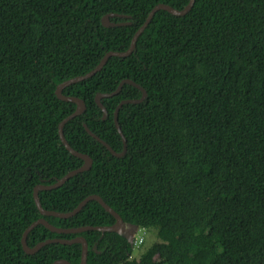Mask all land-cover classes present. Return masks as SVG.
Wrapping results in <instances>:
<instances>
[{"label": "trees", "instance_id": "1", "mask_svg": "<svg viewBox=\"0 0 264 264\" xmlns=\"http://www.w3.org/2000/svg\"><path fill=\"white\" fill-rule=\"evenodd\" d=\"M190 0H0V264H80L82 245L49 244L35 255L25 230L45 218L63 229L113 226L89 202L69 219L44 217L34 188L54 184L83 160L63 145L59 125L76 110L57 87L83 76L110 51L130 48L159 4L184 9ZM117 13L130 19L104 16ZM116 157L87 128L122 153ZM86 104L64 135L93 160L89 171L39 193L44 209L67 213L100 196L124 226L151 229L159 242L139 259L121 233L57 234L43 225L30 247L49 239L88 243L87 264H264V0H195L182 17L161 10L135 52L112 57L94 77L64 89ZM179 118L172 119L171 97ZM144 240L142 239V244ZM140 244H137L138 246Z\"/></svg>", "mask_w": 264, "mask_h": 264}, {"label": "water", "instance_id": "2", "mask_svg": "<svg viewBox=\"0 0 264 264\" xmlns=\"http://www.w3.org/2000/svg\"><path fill=\"white\" fill-rule=\"evenodd\" d=\"M195 3V0H190V2L188 3V5L182 9V10H177L174 9L173 7L166 5V4H159L156 7H154L151 12L149 13L146 21L144 22V24L140 27V29L136 32V34L134 35L132 42H131V46L128 50L123 51V52H118V51H110L108 53L105 54V56L103 57V59L101 60V62L96 66L95 69H93L92 71H90L89 73L83 75V76H78L75 78H72L70 80H67L65 82H63L62 84H60L57 89H56V95L57 97L65 102H71L76 104V110L75 112H73L71 115H69L68 117H66L65 119H63V121L60 123L59 125V135H60V139L61 142L63 143V145L65 146V148L75 157L83 160L84 164L76 169L73 170L71 172H69L67 175H65L63 178L58 179L54 184H50V185H38L34 188V200L36 203V206L38 207L40 213L44 216V217H57V218H61V219H69L74 217L75 215H77L79 212H81L83 210V208L91 201H96L98 202L108 213H110L116 220V223L113 226H85V227H81V228H73V229H63V228H58L55 227L54 225L50 224L45 218H41L37 221H35L34 223H32L24 232L23 237H22V247L23 250L25 251L26 254L28 255H35L39 250H41L43 247L49 245V244H63V245H73V244H81L82 245V256H81V263L80 264H87V257H88V243L86 241V239L82 236H78L72 240H67V239H49L47 241L41 242L39 244H37L34 247H30L27 243V238L28 235L30 234V232L35 229L37 226L39 225H43L44 227H46L47 229H49L51 232L53 233H57V234H82L84 232H88V231H98L102 234L105 233H121V230L126 227L124 226V222L122 217L115 211L113 210L108 204H106L104 202V200L98 196V195H91L88 196L86 199H84L74 210L67 212V213H60V212H56V211H49L43 208V206L41 205L40 202V197H39V193L41 191H51L54 189H58L61 186H63L66 182H68L71 178H73L74 176L81 174L83 172L89 171L92 166H93V160L90 156L85 155L83 153H80L78 151H76L75 149H73L70 144L68 143V141L65 138L64 135V128L66 126V124L70 121H72L73 119L83 115L86 111V104L83 100H81L78 97H74V96H67L63 93L64 89L75 84V83H79L85 80H88L92 77H94L97 73H99L100 71H102V69L105 67V65L108 63L109 59L112 57H119V58H126L131 56L137 47V42L139 37L145 32V30L147 29V27L150 25V23L152 22L154 16L156 15V13L158 11L164 10L167 11L175 16H185L187 15L191 9L193 8ZM112 18H124V19H130L131 16L128 15H122V14H117V13H111L108 14L106 16L103 17L102 19V24L105 27H117V26H123V25H130L131 23H114L112 22ZM125 84H129V85H133L136 88H138L141 92H142V97L140 99L137 100H125L123 102H121L116 111H115V115H114V120H115V125L117 127V130L119 131V134L121 135L122 139H123V144H124V150L122 153H118L116 151H114L105 141H103L102 139H100L97 135H95L94 133H92L87 126L85 125V129L86 131L97 141H99L100 143H102L110 152L112 155L116 156V157H123L126 152H127V140L124 136V134L122 133V130L119 126L118 123V114L120 109L122 108L123 105L125 104H139L142 103L146 98H147V93L145 91V89H143L140 85L136 84L135 82H133L132 80H124L120 83L119 87L116 89V91L112 92V93H106V94H98L96 96V102L98 104V106L100 107V109L103 111L104 113V119H106L108 112L106 110V108L103 106V104L101 103V100L103 98H110L113 97L115 95H117L121 89L123 88V86ZM122 234V233H121ZM53 264H72L67 260L64 259H60V260H56Z\"/></svg>", "mask_w": 264, "mask_h": 264}, {"label": "rangeland", "instance_id": "3", "mask_svg": "<svg viewBox=\"0 0 264 264\" xmlns=\"http://www.w3.org/2000/svg\"><path fill=\"white\" fill-rule=\"evenodd\" d=\"M172 104V119L175 120L179 118V109L176 104V98L174 96L171 97ZM121 233L125 235L132 243L134 240L143 239L144 242L142 244L134 245V252L132 255L133 259L139 260L143 254H145L154 244L159 242V239L156 235V232L151 229H138L131 226H126L121 230Z\"/></svg>", "mask_w": 264, "mask_h": 264}, {"label": "built area", "instance_id": "4", "mask_svg": "<svg viewBox=\"0 0 264 264\" xmlns=\"http://www.w3.org/2000/svg\"><path fill=\"white\" fill-rule=\"evenodd\" d=\"M141 241H142V239H140V240H137V239H136L135 244H136V245H137V244H140Z\"/></svg>", "mask_w": 264, "mask_h": 264}, {"label": "clouds", "instance_id": "5", "mask_svg": "<svg viewBox=\"0 0 264 264\" xmlns=\"http://www.w3.org/2000/svg\"><path fill=\"white\" fill-rule=\"evenodd\" d=\"M131 227H133V226H131ZM135 241H136V239L134 240V243H135Z\"/></svg>", "mask_w": 264, "mask_h": 264}]
</instances>
